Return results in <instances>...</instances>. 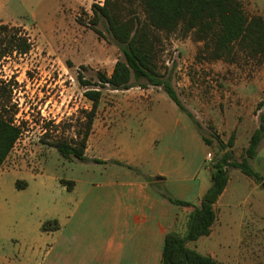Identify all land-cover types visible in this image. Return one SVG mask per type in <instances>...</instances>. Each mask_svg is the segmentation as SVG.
Here are the masks:
<instances>
[{"label": "rangeland", "instance_id": "374dc122", "mask_svg": "<svg viewBox=\"0 0 264 264\" xmlns=\"http://www.w3.org/2000/svg\"><path fill=\"white\" fill-rule=\"evenodd\" d=\"M96 1L0 0V23L21 26L32 42L28 53H14L0 64V80L11 83V104L17 109L14 122L22 127L19 140L0 169V177L28 181L24 189L16 188L15 183L13 188L28 199L35 216V233L41 230L40 219L44 223L57 218L65 196H70L71 180L91 172L97 181L104 177L99 172L93 173L99 166L92 161L67 158L52 145L57 137L73 136L82 110L92 106L85 96L86 87L79 82V73L95 82L97 72L111 74L122 55L104 18L96 25L102 34L93 29L92 6ZM242 2L248 15L264 16V0ZM202 45L175 33L164 39L158 62L165 79L170 80L184 105L202 124V132L213 140L209 147L212 165L221 151L211 125L226 129L227 141L235 123L246 122L248 133L256 122L259 124V114L264 112V105L258 109L264 103V61L242 54L235 62H209L198 57ZM132 83L136 81L133 79ZM102 91L91 154L113 157L119 155L118 147L156 145L164 150L168 146L175 149L186 138L192 139L195 147L204 144L201 131L162 86L112 89L106 85ZM128 97L141 100H135L133 108L120 112ZM246 139L247 134L241 136L234 147L236 159H241ZM260 151L264 156V145ZM257 169L264 173V162ZM229 174L233 179L251 178L234 167ZM55 236L46 232L44 239L51 245ZM234 236L231 253L237 254L243 246L237 240L238 234ZM7 253V246L0 247V255ZM259 257L264 260V250Z\"/></svg>", "mask_w": 264, "mask_h": 264}, {"label": "crops", "instance_id": "0c3cea01", "mask_svg": "<svg viewBox=\"0 0 264 264\" xmlns=\"http://www.w3.org/2000/svg\"><path fill=\"white\" fill-rule=\"evenodd\" d=\"M135 100L141 97L125 98L120 112L133 108ZM214 125L224 139L227 130ZM258 126L256 122L248 133L246 122L235 123L230 129L236 135L234 147L247 134L246 147ZM92 134L85 154L88 161L99 166L93 173L104 177L97 181L91 172L73 180L70 196H65L58 210L55 230L44 231L40 219L41 230L35 233V216L28 199L15 191L16 181L21 178L0 177V247L9 248V253L0 255V264H162L167 232L186 229L188 214L194 205L201 204L211 186L210 145L203 136L204 146L198 147L186 138L175 149L168 146L164 150L156 145L118 147L119 155L107 158L91 154ZM261 145L264 138L250 161L256 169L264 162ZM144 175L160 177L150 183ZM260 185L251 178L230 176L214 205L217 218L211 233L188 246L224 264H264L259 257L264 250V186ZM163 191L192 205L175 204ZM46 232L56 235L51 245L44 239ZM234 234L243 246L237 254L231 253Z\"/></svg>", "mask_w": 264, "mask_h": 264}, {"label": "trees", "instance_id": "16d2710c", "mask_svg": "<svg viewBox=\"0 0 264 264\" xmlns=\"http://www.w3.org/2000/svg\"><path fill=\"white\" fill-rule=\"evenodd\" d=\"M92 10L93 29L101 35L102 31L96 25L104 18L122 55L118 57L112 73L98 71L95 82L79 73V82L86 87L85 96L92 101V106L90 109L82 110V116L78 117L75 136L57 137L52 145L67 158L90 160L85 153L103 97L102 88L106 85L112 89L162 86L201 131L205 142L212 145L214 142L202 132L203 126L200 121L184 105L175 87L170 80L165 79L160 70L158 60L164 39L177 33L182 38L190 37L194 41L202 42L198 57L209 62L216 60L235 62L242 54L263 62L264 16L248 15L242 0H105L103 5L93 4ZM31 47L32 42L21 26L0 23V64L3 59L14 53L20 55L28 53ZM133 79L136 84L132 83ZM10 85L11 83L0 80V168L22 134V127L14 122L17 109L11 104ZM263 105L264 103H260L258 109ZM210 128L221 151V154L212 160L211 186L202 196L201 204L194 205V209L188 214L186 229L183 232L178 229L167 232L162 251V264H224L189 247L188 243L211 233L217 218L214 205L227 187L231 167L241 170L258 183L262 184L264 181V176L250 162L256 157L264 138V112L259 114V126L252 133L248 145L244 147L241 159H236L234 154L235 132L225 141L215 126L211 125ZM47 136L48 134L45 135ZM93 161L102 162L98 158H94ZM144 177L152 183L160 176ZM73 183L71 180L69 189H72ZM16 185L19 189L25 188L28 181L18 179ZM161 187L163 189V186ZM163 194L175 204L192 205L165 191ZM57 228V219L46 221L42 225L44 231Z\"/></svg>", "mask_w": 264, "mask_h": 264}, {"label": "built area", "instance_id": "2783aa9c", "mask_svg": "<svg viewBox=\"0 0 264 264\" xmlns=\"http://www.w3.org/2000/svg\"><path fill=\"white\" fill-rule=\"evenodd\" d=\"M104 2H105V0H97V1H96V4L103 5Z\"/></svg>", "mask_w": 264, "mask_h": 264}, {"label": "water", "instance_id": "95a60500", "mask_svg": "<svg viewBox=\"0 0 264 264\" xmlns=\"http://www.w3.org/2000/svg\"><path fill=\"white\" fill-rule=\"evenodd\" d=\"M262 185L264 186V181H263Z\"/></svg>", "mask_w": 264, "mask_h": 264}]
</instances>
